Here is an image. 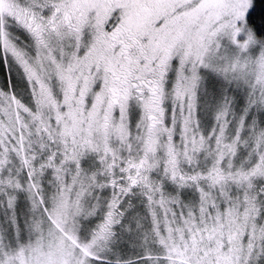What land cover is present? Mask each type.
<instances>
[{"label": "snow or ice", "instance_id": "6c2138e0", "mask_svg": "<svg viewBox=\"0 0 264 264\" xmlns=\"http://www.w3.org/2000/svg\"><path fill=\"white\" fill-rule=\"evenodd\" d=\"M0 264H264V0H0Z\"/></svg>", "mask_w": 264, "mask_h": 264}]
</instances>
